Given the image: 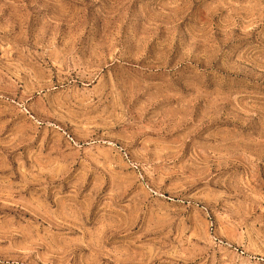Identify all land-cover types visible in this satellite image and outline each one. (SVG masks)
<instances>
[{"label": "rangeland", "instance_id": "1", "mask_svg": "<svg viewBox=\"0 0 264 264\" xmlns=\"http://www.w3.org/2000/svg\"><path fill=\"white\" fill-rule=\"evenodd\" d=\"M0 264H264V0H0Z\"/></svg>", "mask_w": 264, "mask_h": 264}]
</instances>
